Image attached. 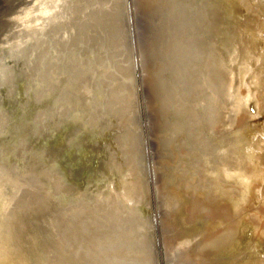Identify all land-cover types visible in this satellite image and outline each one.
Returning a JSON list of instances; mask_svg holds the SVG:
<instances>
[{"label": "bare ground", "instance_id": "bare-ground-1", "mask_svg": "<svg viewBox=\"0 0 264 264\" xmlns=\"http://www.w3.org/2000/svg\"><path fill=\"white\" fill-rule=\"evenodd\" d=\"M105 1L26 0L18 10L0 18V24H4L1 30L5 33L0 36L2 41L0 43L2 89L0 90L4 92L12 86L20 85L22 87L20 90L24 88L25 93H23L27 96L26 88H32L33 92L32 89L28 91L29 94L31 93L30 97L32 94L37 95L34 96L37 100L32 98L36 103L37 101L41 103L38 108L31 104L33 108L38 110L48 107V112L43 109L44 114H41L43 110H38V113L42 111L37 114L39 116L41 114V117L35 114L36 117L35 110L32 111L28 106V99L32 102L34 100L27 96L26 101L25 98L23 99L24 95L22 97L18 94L17 96L23 99L22 104L26 102L33 114L32 112L28 114L29 110H27L25 115L24 112L18 115L21 117H18L17 122L15 120L17 117L14 118L16 126H12L7 132L8 137H0V264H41L39 253L44 250L46 244H52L60 237V230L55 228V225L66 220L75 205L94 207L98 211L111 210L114 212L113 215H116L119 211H132L137 200L136 204H145L148 197L149 204L155 211L154 202L150 203L151 198L153 200V193L151 197V193L149 194L147 190L148 196L144 197L145 193L142 189L144 183L139 177L140 174L142 175L139 161L141 152H138L136 147L142 137L139 134V138L133 132L136 121L138 124V121L147 115L142 107L144 106L142 90L140 89V98H138L137 87H134L137 110H140L139 99L142 109V115L137 117L140 119L138 120L132 107V95L129 94L133 86L123 81V78H129L133 74L134 62L131 63L130 59L123 61L117 57L129 52L131 44L128 43V32L114 27L113 34L108 26L124 24V11L127 7L125 9L124 0L121 6L117 5L118 0L111 1L108 16L97 19L99 8H94L93 5H102ZM204 19L207 133L204 143L206 204L203 207H205V231L208 232L209 237L207 243L211 244L207 251L217 257L218 264H264V0H206ZM80 23L83 26L77 28ZM31 40H33L32 53L26 59L25 70L18 73L15 78L9 74L10 71H14L13 69L6 71L8 69L7 67L5 69L4 61L10 59L9 51L12 48L23 46L20 57L26 55L25 47L30 45ZM136 43L134 46L137 54L139 50L136 48ZM145 53L142 52V55H146ZM15 58L18 59L17 56ZM140 59L143 60L142 57ZM140 59L137 62H140ZM190 65L192 66L191 63ZM199 75L201 76L200 73L197 76ZM34 82L38 84L39 90L33 88ZM39 91L41 93H38ZM9 93L10 91L8 95ZM42 94L46 96L45 100ZM1 95L0 101L3 102ZM6 95L7 93L2 96ZM11 95L8 98L6 96L7 99L4 98L5 107L0 106L7 108L4 111L14 110V106L17 109V104H14L15 100L13 101L16 94ZM41 96L44 98L41 99ZM24 105L21 107L25 108ZM205 106L203 104V107ZM16 109L14 112L18 110ZM9 117L11 118V115L8 114L7 118ZM10 118L8 121L13 125L14 121L12 122ZM140 131L142 133V130ZM11 141L17 143L11 144ZM182 149L188 152L185 147ZM107 154L108 159L105 162L103 158ZM143 157H146L145 154ZM15 161L20 171L16 169V163L12 167ZM52 166H58L64 175V192L59 204H56V210H53V206L50 211L45 205L44 207L48 208L46 214H41L42 212L36 209L28 211L27 206L21 201L15 208L18 214L13 212L12 207L10 216L7 210L10 205L14 206L24 185L33 178L44 175ZM153 174L155 173H152V176ZM22 179L24 184L20 187L19 183ZM166 184L169 185L165 182L164 186H161L165 189L162 193L165 203L170 204L171 193L167 194L170 191L167 192ZM5 217L9 220H5ZM156 217L154 214L152 220L150 216H146L145 231H149L148 224L151 222L153 224ZM162 230L159 232H163ZM175 240L176 238L174 243ZM175 249H173L176 259L174 261L178 264L181 256ZM14 254L20 257L13 258Z\"/></svg>", "mask_w": 264, "mask_h": 264}, {"label": "rangeland", "instance_id": "rangeland-1", "mask_svg": "<svg viewBox=\"0 0 264 264\" xmlns=\"http://www.w3.org/2000/svg\"><path fill=\"white\" fill-rule=\"evenodd\" d=\"M25 1L26 0H22L21 3ZM58 1H64V0H58ZM111 1L114 0H106L105 3H103L102 5H93L94 8L95 7L99 8L100 13L97 16V19L101 18L102 16H108L109 14L108 7ZM19 2L20 0H14L12 2H8V4L5 6L4 2L0 1V3H2L3 6L5 7L4 8L5 10L3 9L0 13V18H3L9 13L13 12L15 8L18 6ZM123 2L124 5L126 3L125 9L127 7V9L124 11V17H123L124 24L122 23L118 25H108V26L111 28V32H113V34L115 31L114 27L119 28L121 31L126 30V33L128 32L127 33L128 38L132 40V41L130 40L131 41L130 42L128 39V43L131 44V46L129 45L130 53L128 52V54H124L123 56H117V57H119L120 60L123 61L130 59L131 63L134 62L132 65L133 68H135L133 74L129 78H123V81L128 84L131 83L130 85L133 86L132 87L133 90H130L129 94L132 95V105H133L132 107L134 109V115L136 118L139 117L140 114L142 115V109H141V101L139 99L140 110L139 111L137 110V104L135 99L136 96L134 97L136 91L134 87L135 86L137 87L138 98H140V93L142 90V99H143L142 101L144 105L142 107L144 108L143 109L144 113H146L148 116L147 115L143 116L141 121H138V124L136 121V125L133 129V132H135V134H137L139 138L140 135L142 137V139L140 140V142L136 147L138 152H141L139 155V161L141 165L140 168L142 171V175L140 174L139 177L144 183V186L142 188L143 193H145L144 197L148 196L147 195L148 193L149 194L151 193V197H152V193H153V200L151 198L150 203L154 202L155 211H154V207L151 206V204H149V199H147L148 197L145 200V204H141V205H139L138 203L136 204V202L138 201L137 199H135L137 201L133 200L135 201L134 202L135 206H133L134 208L132 211L130 212L119 211L118 214L116 215H113L114 212H111V210L98 211L94 207L86 208L82 205H75L70 211L69 215L67 216V219L55 225V228L60 230V237L57 241H54L52 244H46L44 250L41 253H39L41 264H148V263L153 264V262H155L156 264H166L168 261H171L168 262V264L169 263L171 264L173 262H175L176 264V261H174L176 259L173 251V249H175L176 247L177 248L175 250H177V253L181 256L178 264L180 263L186 264L187 262L188 264H218L219 261L217 257L216 256L214 257L212 254H209L207 251L208 247L211 244L207 243L209 241V237H208V232L205 231V219H204L205 207H203L206 204V179H205L206 160H205V152H204L205 151L204 143L207 133L205 126V120H206L205 105L207 102L205 99L206 92L204 89V82H205L204 80L206 78V59H205L206 28H205V19H204L206 13V0H131V1L126 0V2L124 0ZM123 2L122 0H118L117 5L121 6ZM133 2H135L136 4ZM134 11L136 14L134 13ZM126 13L128 14L126 15ZM117 14H119V11H117ZM127 16L129 20L126 19ZM127 25L130 27L129 29ZM81 26H83L82 23H80L77 28H80ZM129 34L131 35V37ZM189 38L191 40H189ZM137 41L139 42V46ZM134 43L137 44L136 48L140 51L139 52L137 50L138 51L137 54ZM29 44H30L29 46L25 47V52H27V54L25 53L26 55L20 57L21 55L20 51L23 46L22 47L20 46L17 49L12 48V50L9 52H11L14 56L10 53V57H9L10 59L4 61L5 69L6 67L8 69L6 71L9 72L10 68H11L10 70L13 69L14 71H10L9 74H12V76L15 78L18 73L25 70L24 67H25L26 59L28 55L32 53L31 48H32L33 40L29 41ZM140 46L144 50H142V48L140 49ZM202 51H204L203 54ZM142 52L145 53L146 55H142ZM138 53L141 54L142 56H140ZM15 56H17L18 59L15 58ZM141 57L143 58L142 61L140 59ZM200 57H202L201 58L202 60H200ZM139 59L141 63L137 62L139 61ZM143 62L144 65L142 64ZM189 62L192 64V66L190 65ZM140 64L143 66H141ZM184 67H187V69ZM184 70L185 72H183ZM198 72L201 74V76L199 75L201 78L197 76L199 74ZM140 74L145 77L142 76V78H140L141 77ZM133 75L135 76V78ZM194 75L197 77H195ZM142 79H144L143 81L146 82L145 84L144 82H142ZM1 82L2 80L0 81V83ZM141 82L144 85H142ZM171 82L173 84H171ZM32 84L34 89L39 90L38 84L36 82ZM12 88L14 90H11ZM20 88H22L20 87V85L17 87L12 86L10 89L5 90L4 91L5 93L3 92V90H0L1 92H3V93L0 92V95L7 93L6 95L7 98L9 96H12L11 94L13 95L16 94L15 95L16 97L13 96L14 97L13 101L15 100L16 103L14 102V104L17 105L21 102L20 105H18L19 107H21V105L26 104L24 105L25 108L21 107L23 111L21 110V108H18L17 105L16 107L18 110L15 108V106L13 108L14 110L8 109V111H4L7 110V108L5 109L0 107V137L3 138H5V136L8 137L7 132L10 130V128H12V126L14 125L16 126V122L19 119L18 117H21L18 115H20L21 113L23 114V112H24L23 115L26 114V111L29 110L28 106H30V109L32 108V111L35 110V112H37V113L34 112V115L35 114L37 115L42 112L41 111L38 113V110L44 109L45 112H48L47 110L48 107L45 108L43 107V109L39 108L38 110L35 109L41 106L40 105L41 103L40 102L38 103V101L36 103L37 99L35 97H37V95L35 96L32 94V97L35 96L34 99L36 100L30 97L31 93L29 94V92L32 88L31 89L26 88L27 89L26 92L28 93L26 94L28 98L30 99L32 98L34 101L32 102L31 100L28 99V103H29L28 106L26 102L22 104V100L24 98H25L24 100H26L27 96L24 95L25 93L24 88L21 90ZM199 88L200 90H197ZM17 89H19L18 91H20V93H16L18 92ZM8 91H10L9 95H8ZM11 91L12 92L15 91V92L12 93ZM31 92H33V89L31 90ZM196 92H198L197 93L198 95L196 94ZM38 93L41 92L39 91ZM18 94H20L21 96L24 95V97L22 96L23 99L21 96H17ZM143 94L144 95L146 94L145 95L146 97ZM2 95L1 98L3 97L2 100L4 101L3 102L0 101V106L3 105V107H5L4 104L7 98L6 96L4 97ZM42 95L45 96L44 94ZM43 96H41L40 98L42 99ZM45 99L46 96L44 100ZM47 99H48V94H47ZM202 103L204 104L205 107H203ZM31 104H33L35 108H33V105ZM195 108L196 111H194ZM15 109L17 110L16 112H14ZM19 110H21L22 112ZM44 110L43 113L41 114L45 113ZM11 111L14 112V115H12L13 112L11 113ZM32 111L29 110L28 114H30ZM8 114L9 116L11 115V118L10 117L9 118L12 120V122L13 121L15 122L16 120L15 124L13 122L12 125L11 121L10 122L8 121L9 119L7 118ZM41 114L40 116L39 115L37 116L41 117ZM200 114L202 115L200 116ZM16 117L17 119L14 120V118ZM144 117L146 118L144 119ZM187 118L188 120H186ZM147 121H150L151 124L148 123ZM149 124L150 126H148ZM140 130H142V133H140L141 132ZM2 131H5L4 132L5 134ZM17 141L19 143V139ZM17 141L16 142L11 141V144H13L14 142L17 143ZM153 144H157V145H153ZM163 145H166L167 147ZM201 145L204 147H202ZM142 147H144L145 149V150L143 149L144 151L142 150ZM182 147H185L186 150H188V152H186L185 150L183 151L184 148L182 149ZM144 154L147 158L143 157ZM157 155L159 156V159ZM107 159H108V154L103 158V161L106 162ZM147 161L149 162L148 165H147L148 163ZM55 164L57 163H54V165ZM13 165H15L16 169L20 171L19 166L17 167L18 164L16 161L12 163V167ZM144 166L146 167V169ZM52 167L55 168L52 169ZM52 167H50V169H47V172L44 175L41 174L37 176L38 178H33L29 183L24 185V187L18 194L14 206L10 205L9 209L7 210V213L10 216H11L12 207H13V212L15 214H18V211L16 212L15 208H17V204L20 203L21 201L23 202V204L27 206L26 208L28 211H33V209H36L37 211L42 212L41 214L44 213L46 214L47 209L49 208L51 211V208L53 206H54L53 210H56L57 208L56 204L57 205L59 204V201L61 200V197L63 196V192H64L63 189L64 175L62 170L58 166H52ZM145 170H147V172ZM152 173L155 174H153L152 176ZM165 182L169 183V185L168 184L166 185L168 188L167 192L168 190L170 191L167 194L171 193L170 201H169L170 204L165 203L164 194H163L165 189L164 187H161L164 186ZM21 184H24L23 179L19 183L20 187ZM148 185L150 187H148ZM159 199L161 200L159 201ZM45 205H47L48 208L44 207ZM198 210L200 212H198ZM201 213L203 215H201ZM154 214L157 216L156 219L154 220L153 224L152 222L148 224L149 231H145L146 216H150V218L153 220ZM163 214L166 215L163 216ZM197 217L199 218L197 219ZM5 220H9V218L5 217ZM158 225L161 227V229ZM167 228L169 229L167 230ZM186 228H187V232H186ZM152 229L154 231H152ZM173 229L175 230V233ZM161 230L163 232H159ZM22 235L26 236L27 234H22ZM181 237L183 239H181ZM174 238H176V240L178 239L177 241L175 240L176 245L174 243ZM171 240L173 242H171ZM172 243L174 245H172ZM183 250L186 251L184 252ZM161 254H163L164 256ZM14 256L13 258H16L18 255L16 256L14 254Z\"/></svg>", "mask_w": 264, "mask_h": 264}, {"label": "water", "instance_id": "water-1", "mask_svg": "<svg viewBox=\"0 0 264 264\" xmlns=\"http://www.w3.org/2000/svg\"><path fill=\"white\" fill-rule=\"evenodd\" d=\"M0 1H3L4 2V5L6 6L7 4H8V2H12V1H14V0H0ZM22 0H20V2H19V4H18V8L16 7L15 8V10H18L19 8H20V6L22 5ZM5 7L3 6V4L2 3H0V13H1V11L4 9ZM4 24H0V36H2V35H5V33H4V31H2L1 30V28H2V26H3ZM2 41L0 40V43H1Z\"/></svg>", "mask_w": 264, "mask_h": 264}]
</instances>
